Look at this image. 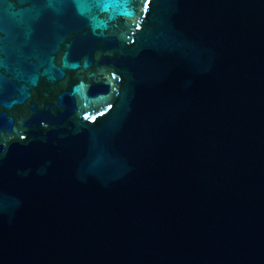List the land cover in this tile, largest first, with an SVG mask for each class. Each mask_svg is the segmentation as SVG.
Instances as JSON below:
<instances>
[{
    "label": "water",
    "instance_id": "water-1",
    "mask_svg": "<svg viewBox=\"0 0 264 264\" xmlns=\"http://www.w3.org/2000/svg\"><path fill=\"white\" fill-rule=\"evenodd\" d=\"M0 264H264V0H0Z\"/></svg>",
    "mask_w": 264,
    "mask_h": 264
}]
</instances>
